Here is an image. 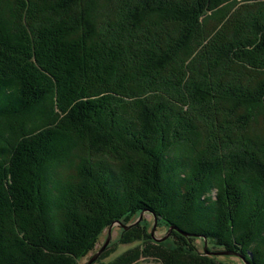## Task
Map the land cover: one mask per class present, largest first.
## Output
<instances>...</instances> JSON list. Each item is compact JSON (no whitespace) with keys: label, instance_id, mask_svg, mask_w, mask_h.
Returning a JSON list of instances; mask_svg holds the SVG:
<instances>
[{"label":"trees","instance_id":"1","mask_svg":"<svg viewBox=\"0 0 264 264\" xmlns=\"http://www.w3.org/2000/svg\"><path fill=\"white\" fill-rule=\"evenodd\" d=\"M227 1L0 0V102H6L3 111L15 102L26 107L32 104V97L41 101L48 98L47 116L52 118L28 134L21 132L12 146L0 149L10 157L0 166V264H76L98 246L112 223L123 224V220L138 217L142 211L169 227L177 224L165 209L168 192L155 176L154 183L151 180L154 166L149 173L140 170V156L149 163L152 158L142 149L145 147H141L139 138L154 143L153 138L158 137L169 143L179 130L195 139L200 151L196 158L189 159L192 166L187 175L183 174L186 177L177 176L182 170H176L170 179L172 184L167 186L188 194L192 192L190 187L200 181L192 177L193 169L207 179L217 171L223 181L220 194L225 204L217 202L223 209L220 216L218 210L215 213L218 206L209 207L207 200L199 197L195 210H190L194 214L209 208L202 214L203 225L191 226L190 221L177 224L189 235L185 238L178 234V245L194 253L189 240L198 235L214 242V249L219 251L244 253V248L256 246L259 252H253L251 263L264 264V220L260 219L264 197L257 198L254 192L264 185V170L250 158L249 151H244L251 145L260 158L264 156V0H232L231 8L218 16L216 23L206 24V17L216 10L212 7ZM6 113L5 117L17 116L15 110ZM166 113L171 115L166 119L167 127L158 121L165 120ZM100 116L108 122L102 123ZM115 117L124 119L114 121ZM256 119L262 126L257 134L253 133ZM120 122L126 128L120 129ZM63 134L79 137L86 149L84 166L76 170L72 167L69 177L63 169L43 177L42 163L49 140L55 137L63 141ZM18 147L22 149L15 154ZM13 156L17 163L12 164ZM248 157L253 166L245 163ZM165 158L164 154L160 156L161 168L172 165ZM137 159L139 163L132 164ZM181 160L179 156L177 162ZM105 169L119 184L117 201L115 194L113 197L106 190L104 174L98 176ZM240 172L249 178L237 174ZM232 178L247 180L244 183L252 186L243 194L236 189L240 182L230 186ZM126 186L128 203L118 206L126 195ZM44 192L53 194L52 204L41 203ZM72 200H77L80 208L74 209ZM58 213V222L62 219L64 225L55 231L51 221ZM11 219V239L5 242L6 221ZM136 226L145 229L142 221ZM59 236L65 237L66 244L56 243ZM145 236L134 231L129 241H124L123 235L118 244L132 245L136 240L142 244ZM23 242L34 245V256L24 254ZM14 246L21 250V257L12 253L16 251ZM106 249L101 256L108 255ZM125 256L107 264H128L124 263ZM147 259L170 264L152 253ZM169 259L173 261L175 256Z\"/></svg>","mask_w":264,"mask_h":264},{"label":"rangeland","instance_id":"2","mask_svg":"<svg viewBox=\"0 0 264 264\" xmlns=\"http://www.w3.org/2000/svg\"><path fill=\"white\" fill-rule=\"evenodd\" d=\"M231 1L232 0H228L227 2H225V4H221L218 7L219 9L212 7V9H216V10H213V12H212L213 14L211 16L209 15L206 17V20H207L206 24H210L211 22L216 23V20L219 18L218 16H222L223 12H226L231 8L230 7V5L232 4ZM238 1H240V0H238ZM3 17H4V15H3ZM4 22L6 23V20H4ZM1 28L4 30V33H5V30H6L5 25L3 26V24H2ZM3 90H7L8 93L12 92V90H9V88H5ZM236 91H238V90H236ZM31 101H32V104H29L26 107L25 106L22 107V106H20V104H16V102L14 103V105H13V103L9 104V105H12L14 108L11 107L12 108L11 109L9 107H6V108H9L10 110H15V112L17 114L16 117H13V116L5 117V114H7L6 112L9 111V109L8 110L4 109V111H3V106L6 104V102L3 100L0 102V112L3 113V114L0 113V149L5 150L6 147H9V145L12 146V144H14L16 136H19V134L21 132H23L21 134H24V135L28 134L32 130L37 129L38 128L37 125L46 124V123H48V121L52 120L51 117L47 116L48 113L50 112V108H49L50 106H49V100L48 99L41 101L37 97H34V98L32 97V99H30V102ZM168 114L169 113L165 114V116H164L165 120H164V118H162L163 120L158 118V121H161L160 124H162L165 127H167V124H168L166 119L168 120V117L171 116L170 114L169 115ZM100 119L102 120L101 122L104 124H106L108 122V120L105 119V117L101 118V116H100ZM100 119H98V120L100 121ZM122 119H123V117H115L114 121H116V120L118 121V120H122ZM170 122L172 123V121H170ZM23 126H25V127H23ZM63 126H65V125H63ZM125 126H126L125 124L120 122V126H119L120 129L126 128ZM253 126H254L253 132L255 134H257L259 129H261V127H262V126H260V119L259 120L256 119ZM114 127H115V125H114ZM58 130L60 132L64 133V131H62L61 128ZM179 132L176 131L177 135H175L173 137V140L169 143H167V141H164L160 138L157 139L158 137L153 138L152 142H154V143H147V141H144L143 137H140L139 142L141 144V147H145L142 149L145 150V153L147 154V156L152 158L151 163H149L150 162L149 159L145 158L144 156H140V158H141L140 162L143 163V164H141L140 170L142 171V170L147 169L148 173H149V170H151L152 166H154V169H153L154 173L153 172L151 173V177H152L151 180L153 182V178L155 176L157 181L159 182V185H162V187H164L166 193L168 192V196H166V198L168 197V201L166 202L165 209H167L169 212H171L169 214V216L172 217L173 221L176 220L175 222L177 224H179L180 226H182V224L184 225L185 221L186 222L190 221L191 223H189V224L191 226L193 224H198L201 226V225H203L202 219L204 216L202 214H205L209 208H206V210H204V211L202 209H201L202 211L198 210L196 212L197 214L196 213L193 214L190 209L195 210L196 205H194V203L197 202L199 197H200L201 201L202 200L212 201V202L206 201V203L208 204L209 207H210V204H212L215 207L218 206L219 203L217 205V202H221L220 204H222V205L225 204V199L223 197V194L222 193L220 194V189H221L220 187H222L221 185H222L223 181L217 177V174H218L217 171H213L211 174L212 177L207 179V178H205V175L204 176H201V174L197 175L196 169H193L192 175H194V176H192V177L195 178V180L198 179L200 181H198L197 184H195V186L190 187V190H192L191 193H188V194H185L184 192L182 193V191L179 188L172 187V186H169L171 188L172 192L170 191L167 184L168 183L172 184L170 179L174 178V174L176 173V170H179V171L182 170V173H179V175H177V176H180V174L187 175L186 173H188L189 166L190 167L192 166L189 159L196 158L195 156H197V153H199V151H200V148L198 146L195 147V145H197V142L195 139H193L192 137L189 139L185 135H183L180 130H179ZM246 132H247V130H245V133ZM63 135L65 136L63 141H61L55 137L52 138V140H49L50 145H49V148L46 151L45 156H44L45 161L42 163L43 177L45 174L51 175V174H55L56 172H60L61 169L68 172L67 174L69 175V174H72L73 168H75V167L78 168L77 166H79L81 168L82 166H84V164H80V163L83 161V158L85 155L83 153H84V151L86 152V149L83 148L84 146L82 147L83 144L82 145L80 144L79 137L75 136L76 137L75 138L73 135L72 137H74V138L70 139V137H71L70 135H69L70 137L68 135L66 136L65 134H63ZM249 135H252V134H249ZM183 136H185V137H183ZM74 139H76L78 141L76 142V140H74ZM130 139H132V138H130ZM69 140H71V141L74 140L75 142H71ZM62 145H64V147ZM20 149H21V147H18L15 154H18V152L20 153V151H18ZM78 149L81 151H79ZM244 151H250L249 154H252V156L250 158L255 159L257 161V163L260 166H262V170H264V165L262 163L264 158L262 159L257 155L258 154L257 149H254L251 147V145H249V146H245ZM1 152H3V151H0V153ZM71 153H72V155H71ZM74 153L76 155H74ZM130 153L133 154L132 152H130ZM15 154H14V156H15ZM163 154H164V156L167 157L164 160L171 161L169 163H172V165H170L172 167H170V166H166L163 168L160 167V166H163L159 163L160 162V156ZM19 155H18V157H19ZM64 155H66L65 156L66 158L62 157ZM67 155L68 156L70 155V156L68 157ZM256 155H257V157L255 158ZM7 156L5 155L3 157V153L0 154V166L2 165V162H5V160L10 159L9 155H7ZM14 156L11 159L12 164L16 162V159H14ZM179 156L182 157V159L187 161V162H185L183 160L177 162V160H179ZM16 157H17V155H16ZM261 157H264L263 154L261 155ZM250 158L249 157L246 158L247 160L245 161V163L248 165H252L248 160ZM260 159H262V161ZM13 160H14V162H13ZM161 160H162V158H161ZM182 161H183V163H182ZM137 162L139 163V161L136 160L132 164H134V163L137 164ZM158 163L160 165H158ZM166 163H168V162H166ZM176 163H178V165H180V166H178ZM183 165H185V166H183ZM225 165L227 166L226 163H225ZM131 166H133V165H131ZM156 166H157V168H156ZM76 168H75V170H76ZM54 171H56V172H54ZM193 171H194V173H193ZM200 172L202 173V171H200ZM138 173H140V172H138ZM103 174L106 177V183L108 184L106 186V190L113 197L115 194V200L117 201L118 200V199H116L117 194L120 195V193L118 192V190H120V188L118 187L119 184L115 183L114 180H112L111 175L107 169L103 170L102 174L99 173L98 176H102ZM237 174H241L243 177L249 178L248 174L245 175L244 172H243V174L242 173H237ZM17 175H18L17 178H19L20 175L19 174H17ZM185 175H183V176L186 177ZM214 175H216L215 178H214ZM232 176H233V174H230V177H232ZM148 177L150 179V176H148ZM234 179L235 178H232V182H229L230 186L234 185L236 187V185H237L236 181L240 182V183H238L240 186L237 187L236 189L238 191H242L243 194H244V192L245 193L247 192L245 190V188H247L248 186H252L251 185L252 183L250 185H248V183L247 184L244 183L247 180L243 181V179H239V180H237V179L234 180ZM235 183H236V185H235ZM254 184H257V182H254ZM253 187H255V186H253ZM128 190L129 189H127V186H126V191H124L125 193H123L124 195L125 194L126 195H125V197H122L120 199V201L118 202V206L126 204V202H127L126 196H128V194H129ZM44 191H45V189H44ZM254 192L258 193L257 198L261 197V199H262L264 197V194H263L264 193V185L261 189L259 188V191H257V189H256V191H254ZM174 193H176V194H174ZM52 196H53L52 193H47V195H46V193L44 192L43 199H42L41 203H47L48 202V204H52L54 202ZM195 196L198 198H195ZM133 198L137 199L136 197H133ZM166 198L164 197V199H166ZM76 201L77 200H72L73 203L71 204V206H74V209L77 207L80 208V206H81V204L80 203L78 204ZM137 201H139L142 204L144 203L143 200H140V199L139 200L137 199ZM169 202H172L173 204L169 203ZM176 204H178V205H176ZM8 205H10V203ZM204 205H205V203H204ZM28 208H29V212H30L31 206L28 205ZM217 210L219 211V214L221 213V211L223 212V209H221L220 206L216 207L215 213L217 212ZM59 213L61 214V211ZM59 213L56 216H54L53 221H51V226H52V228L55 229V231H58L59 228H62L60 226H63V224H64L62 219L58 222V220L60 218ZM226 213L227 212L225 210V214ZM221 214H220V216H221ZM195 218L198 221L193 222V220ZM260 219L264 220V210H263V214H262ZM123 221H124V222H122L123 224H117V223H119L118 221L114 223V225L112 226V228L110 230L111 232H110V237H109L108 243L104 249H102V248L98 249V247L101 245V243L103 244V242H105L107 240L108 231H105L103 233L101 239H99L98 246L96 248H94L93 251L88 252L86 255L79 258V260L75 263L76 264H87L89 262V260L94 258V260L90 264H107V263L113 262L114 260L117 259V257H120L123 254V256L126 255L124 263L130 264L131 262L129 260H131L133 262L132 264H161V263L156 262L154 260L147 259L150 257V254L152 253V254H155V256H159V257L161 256V257L165 258L170 264L174 263V262H175L174 264H201V263H204V261L207 264H252L251 259H253V252L254 253L259 252L258 247L256 248V246H255L256 249L254 247L253 248L249 247V248H244L243 250H241L244 253L237 252L236 250L232 249V250H223V252H232V253H234V255H213L212 254L213 252L215 253V252L219 251L220 249L219 250L214 249L215 248L214 242L211 243L210 240H206L203 237H197L198 235L193 237L194 238L193 240L190 237L191 240H189L191 245L195 249L194 253L190 252L188 250L183 251L181 249V245H178L181 242H177L176 240H177V237L179 236L178 234L182 235L185 238L188 236H184L183 234H181L179 232L182 230L179 229L177 224H175L176 226L172 225L169 227V225L165 221L160 220L156 217L154 218V216L151 215L147 211L140 212L138 217H133L129 221H127V219H125ZM140 221H142V223L145 224V229H141V228L136 226V224L139 223ZM6 224H7L6 225L7 229H5V231H4V236H5L4 240H5V242H8V240L11 239L10 238V233H11L10 230L12 229V227L14 225V220L11 219L10 221L9 220L6 221ZM70 224L71 223L69 222V225ZM174 228H177L178 231L174 230ZM71 230L72 229H70V231ZM119 230H123V231H119ZM134 231L139 232V234L142 232L146 235L145 236L146 239H145L144 243L141 244V242L136 240L133 242L132 245L131 244H124V245L118 244L119 239L123 235H124V239H126L124 241H129L130 240L129 238H130L131 234H133ZM182 232H184V231H182ZM71 233L73 234L74 231ZM66 241L67 240L65 239V237L61 238V236H59L58 241L56 240V243L60 244V246H61L63 244H66ZM34 242H36V241H34ZM164 242H166V244H164ZM23 244L25 246L23 248V250L27 252V253L24 252V254H30V255L34 256L35 255L34 251H36L34 245H28L25 242H23ZM37 244H38V242H37ZM172 244H173V246H172ZM211 244H213V245H211ZM105 249H106V251H108V250L109 251H108V255L105 253L104 256L105 255H107V256L103 257V255L101 256V254L105 251ZM227 249H229V248H227ZM14 250H16L17 252L12 251V253L17 255L18 257L22 256L21 250H19L18 247L14 248ZM98 251H100V253L97 255V257H95V255L97 254ZM206 251L208 253H206ZM174 256H175V259H173V261L169 259V258H172ZM242 259H243V261H242Z\"/></svg>","mask_w":264,"mask_h":264},{"label":"bare ground","instance_id":"3","mask_svg":"<svg viewBox=\"0 0 264 264\" xmlns=\"http://www.w3.org/2000/svg\"><path fill=\"white\" fill-rule=\"evenodd\" d=\"M260 14V13H259ZM260 15H262V14H260ZM57 16H59V15H57ZM264 16V15H263ZM260 17V16H259ZM255 18H257L256 16H255ZM83 19V18H82ZM258 19V18H257ZM264 19V18H263ZM246 20V19H245ZM256 20V19H255ZM252 21V20H251ZM81 22V21H80ZM250 22V21H249ZM40 23V22H39ZM88 23H89V21H88ZM251 23V22H250ZM252 23H253V21H252ZM247 25H249V24H247ZM262 25V24H261ZM49 26V25H48ZM72 26V25H71ZM235 27H237V26H235ZM250 28H251V26H249ZM48 28V27H47ZM72 28V27H71ZM86 28V27H85ZM90 28V27H89ZM241 28V27H240ZM93 29V28H92ZM91 29V30H92ZM249 30H251V29H249ZM69 31V30H68ZM85 31V30H84ZM93 32V31H92ZM103 32V31H102ZM65 33V32H64ZM105 33V32H104ZM91 38V37H90ZM86 39V38H85ZM102 39V38H101ZM104 39V38H103ZM182 39V38H181ZM109 42V41H108ZM221 44V43H220ZM94 49V48H93ZM107 49V48H106ZM105 49V50H106ZM104 50V49H103ZM92 57V56H91ZM93 70V69H92ZM234 72V71H233ZM238 74V73H237ZM87 76V75H86ZM240 76V75H239ZM240 78V77H239ZM253 78V77H252ZM234 80V79H233ZM45 84H47V82H45ZM44 84V85H45ZM46 86V85H45ZM46 88V87H45ZM199 89V88H198ZM49 91V90H48ZM46 93V92H45ZM102 93V92H101ZM119 95V94H118ZM104 96V95H103ZM105 97V96H104ZM111 97V96H110ZM56 98H57V96H56ZM46 99H48V98H46ZM105 99V98H104ZM91 100V99H90ZM136 100V99H135ZM83 101V100H82ZM137 101V100H136ZM108 102V101H107ZM159 103V102H158ZM157 103V104H158ZM124 106V105H123ZM155 106V105H154ZM116 107V106H115ZM119 107V106H118ZM117 108V107H116ZM114 110V109H113ZM124 110V109H123ZM123 112V111H122ZM123 114V113H122ZM125 115V114H124ZM157 117V116H156ZM233 118V117H232ZM124 119V118H123ZM134 120V119H133ZM138 120V119H137ZM157 120V119H156ZM140 121V120H139ZM228 121V120H227ZM144 123H145V121H144ZM149 124V123H148ZM151 124H152V122H151ZM155 124V123H154ZM153 125V124H152ZM45 126V125H44ZM158 126V125H157ZM45 127H47V126H45ZM161 127V126H160ZM43 128V127H42ZM48 129V128H47ZM46 129V131H49V129L47 130ZM103 129V128H102ZM101 129V130H102ZM157 129V128H156ZM40 130V129H39ZM45 130V129H44ZM162 131V130H161ZM42 132V131H41ZM51 132V131H50ZM52 132H54L53 130H52ZM167 132V131H166ZM43 134H44V132H42ZM45 133H47V132H45ZM140 133V132H139ZM159 133V132H158ZM181 133H182V131H181ZM254 133V132H253ZM252 133V134H253ZM104 134V133H103ZM154 134V133H153ZM179 134V133H178ZM183 134V133H182ZM195 134V133H194ZM106 135H107V132H106ZM45 136V135H44ZM70 136H71V138H74V137H72L73 135L72 134H70ZM245 137V136H244ZM70 138V139H71ZM76 138V137H75ZM153 138V137H152ZM172 138V137H171ZM239 138H240V136H239ZM252 139V138H251ZM43 140V139H42ZM62 140V139H61ZM74 140H76V139H74ZM71 141V140H69V141H71V142H75V141ZM107 140V139H106ZM142 140V139H141ZM239 140V139H238ZM256 140V139H255ZM255 140H253V142L255 141ZM78 140H76V142H77ZM82 141V140H81ZM250 141V140H249ZM38 142V141H37ZM64 144V143H63ZM73 144V143H72ZM81 144V143H80ZM40 145V144H39ZM37 146V145H36ZM63 147H64V145H62ZM75 146V145H74ZM109 146V145H108ZM113 146V145H112ZM81 147V146H80ZM117 147V146H116ZM159 147V146H158ZM195 147H196V145H195ZM79 148V147H78ZM125 148V147H124ZM22 149V148H21ZM32 149V148H31ZM59 149V148H58ZM70 149V148H69ZM74 149V148H73ZM80 149V148H79ZM78 149V150H79ZM245 149V148H244ZM63 150V149H62ZM77 150V151H78ZM174 150V149H173ZM182 150V149H181ZM25 151V150H24ZM41 151V150H40ZM60 151V150H59ZM79 151H81V150H79ZM130 151V150H129ZM176 151V150H175ZM32 152V151H31ZM34 152V151H33ZM98 152V151H97ZM250 152V151H249ZM258 152V151H257ZM30 153V152H29ZM39 153V152H38ZM78 153V152H77ZM137 153V152H136ZM178 153V152H177ZM256 153V152H255ZM81 154V153H80ZM138 154V153H137ZM257 154V153H256ZM34 155H36V154H34ZM39 155V154H38ZM71 155H72V153H71ZM74 155H76L75 153H74ZM123 155H124V153H123ZM191 155V154H190ZM224 155V154H223ZM258 155V154H257ZM59 156V155H58ZM66 155H64V156H62V157H64V158H66L65 157ZM68 156V155H67ZM70 156V155H69ZM68 156V157H69ZM90 156V155H89ZM3 157H4V154H3ZM78 157V156H77ZM76 157V158H77ZM137 157V156H136ZM75 158V159H76ZM86 158V157H85ZM127 158V157H126ZM263 158V157H262ZM60 159V158H59ZM81 159V158H80ZM84 159V158H83ZM138 160V159H137ZM262 160V159H261ZM14 161V160H13ZM82 161V160H81ZM85 161H86V159H85ZM83 162H84V160H83ZM87 162V161H86ZM135 162V161H134ZM87 163H89V161L87 162ZM80 164H83L82 162L80 163ZM141 164H143V163H141ZM226 164H228V163H226ZM75 166V165H74ZM81 169V168H80ZM140 169V168H139ZM227 169V168H226ZM134 171V170H133ZM81 172H82V170H81ZM138 172V171H137ZM66 173H68V172H66ZM132 173V172H131ZM241 173V172H240ZM79 174V173H78ZM127 174V173H126ZM71 175V174H70ZM246 175V174H245ZM73 176V175H72ZM120 176V175H119ZM135 176V175H134ZM67 177H69V175H67ZM84 177V176H83ZM83 180H84V178H82ZM120 179V178H119ZM82 180V181H83ZM137 180V179H136ZM139 181V180H138ZM137 181V182H138ZM139 183V182H138ZM134 184H135V182H134ZM217 184V183H216ZM133 185V184H132ZM137 185V184H136ZM135 188H136V186H135ZM134 192V191H133ZM129 196V195H128ZM134 196V195H133ZM124 197V196H123ZM138 197V196H137ZM140 198V197H139ZM21 201V200H20ZM78 203V202H77ZM3 205V204H2ZM2 205H0V206H2ZM2 208V207H1ZM6 208V207H5ZM4 208V209H5ZM9 210V209H8ZM77 210V209H76ZM82 210V209H81ZM78 212V211H77ZM17 217V216H16ZM69 219V218H68ZM68 221V220H67ZM7 225V224H6ZM64 225V224H63ZM33 229V228H32ZM10 232H12L11 230H10ZM72 232H73V230H72ZM69 236V235H68ZM16 238H14V240H15ZM68 239V238H67ZM70 240V239H69ZM20 244V243H19ZM13 247V246H12ZM14 248H15V246H14ZM13 249V248H12ZM257 255V254H256Z\"/></svg>","mask_w":264,"mask_h":264},{"label":"water","instance_id":"4","mask_svg":"<svg viewBox=\"0 0 264 264\" xmlns=\"http://www.w3.org/2000/svg\"><path fill=\"white\" fill-rule=\"evenodd\" d=\"M155 220V219H154ZM117 224H119V223H117ZM114 225V223H112L111 224V226L108 228V234H107V240L104 242V244L102 245V249H104L105 247H106V245H107V243H108V240H109V237H110V230H111V228H112V226ZM174 230H177L178 231V229L177 228H174ZM170 231V230H169ZM181 234H183L184 236H189L187 233H185V232H182V231H179ZM101 249V250H102ZM100 250V251H101ZM205 250V249H204ZM100 251H98L97 252V254L95 255V257H97V255L100 253ZM206 253H208L207 251H206ZM213 255H234V253H232V252H223V251H217V252H213L212 253ZM240 257V256H239ZM241 258V257H240ZM94 260V258L93 259H91V260H89V262L87 263V264H90L92 261ZM242 261H243V259H242Z\"/></svg>","mask_w":264,"mask_h":264}]
</instances>
